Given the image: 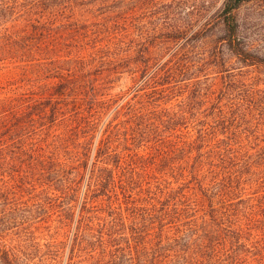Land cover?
Returning a JSON list of instances; mask_svg holds the SVG:
<instances>
[{
  "label": "trees",
  "instance_id": "trees-1",
  "mask_svg": "<svg viewBox=\"0 0 264 264\" xmlns=\"http://www.w3.org/2000/svg\"><path fill=\"white\" fill-rule=\"evenodd\" d=\"M244 1L224 0L216 15L235 57ZM152 2L0 0V66L46 75L0 99V172L17 165L8 179L29 185L40 167L64 198L65 264H264V105L250 90L231 97L221 82L231 76L193 71L200 19L181 21L186 1L167 7L166 28L138 29ZM157 49L173 50L161 66ZM113 71L140 73L130 98L101 82ZM15 196L0 189L5 263Z\"/></svg>",
  "mask_w": 264,
  "mask_h": 264
},
{
  "label": "rangeland",
  "instance_id": "rangeland-1",
  "mask_svg": "<svg viewBox=\"0 0 264 264\" xmlns=\"http://www.w3.org/2000/svg\"><path fill=\"white\" fill-rule=\"evenodd\" d=\"M177 1L154 0V2L139 9L135 15L137 28L141 31L146 29L149 32L166 28L171 22L170 19L165 18V11L170 5L174 8L173 5ZM183 1H186L187 7L180 14L181 21L191 18L188 17L191 11L194 12L195 19H200L195 29L201 31L194 38L195 41L197 40L200 54L194 59L198 65L193 71H207L209 80L215 76H231L221 80V82L226 81V83L231 84L234 88V96L231 94V97L235 99L236 95L240 97L239 95L245 94V90H250L255 93L253 97L258 99L259 104L264 105V0H245L234 12L238 28L236 34L230 38L232 40L231 45L239 53L243 51L248 54L242 53L239 57L232 56V50L227 43L228 36L223 31L222 25L219 24V19L216 18L224 0ZM208 20L211 24L205 28L201 27ZM247 49L250 52H247ZM158 53L160 55H155ZM172 53L173 50L157 49L154 51L151 61L159 62L157 66H161L170 59ZM214 57L217 59L215 62H213ZM250 59L258 61L260 64L245 66V63ZM155 69L156 67L152 71ZM131 73L132 71H113L105 74L106 76L102 77L101 82L109 81L105 86L111 88L112 95H126L125 98L128 99L141 82V80L137 82L140 79V73L137 75ZM45 78L46 75L43 72L41 74L38 71L2 65L0 66V99L28 93L32 87L41 84L43 79L46 81ZM52 129L53 127L46 132H52ZM45 143L51 144V138H48ZM15 167L19 166H6L5 173L0 172V189L16 193L14 199L18 200L15 203L10 200L11 203L5 207L7 210L8 206L13 207L15 205L18 214L9 216L10 221H13L11 225H16V227L13 226L2 234L4 238L1 240V244L4 247L3 251H7L9 260H6V263L0 261V264H65L72 226L70 222H67V225L66 222L62 223V219L65 217H61L60 213L67 215L65 203H63L64 198L60 197L61 195L56 191L55 186L44 180L40 167L33 171L35 177L33 184L24 185L12 182L8 179L12 172H7V170L15 169ZM0 210H2L1 201ZM2 216L0 214V220ZM19 222L20 225L18 226ZM58 243L62 244L60 245L62 247L61 254L54 261L48 255V250L54 251L52 246Z\"/></svg>",
  "mask_w": 264,
  "mask_h": 264
}]
</instances>
